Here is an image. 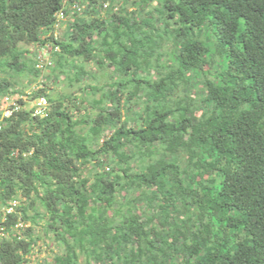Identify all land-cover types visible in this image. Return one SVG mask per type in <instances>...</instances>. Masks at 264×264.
<instances>
[{
	"label": "trees",
	"instance_id": "1",
	"mask_svg": "<svg viewBox=\"0 0 264 264\" xmlns=\"http://www.w3.org/2000/svg\"><path fill=\"white\" fill-rule=\"evenodd\" d=\"M114 2L0 0V100L26 98L0 109V264H41L38 219L51 264H264V0ZM44 45L77 92L16 89Z\"/></svg>",
	"mask_w": 264,
	"mask_h": 264
},
{
	"label": "rangeland",
	"instance_id": "2",
	"mask_svg": "<svg viewBox=\"0 0 264 264\" xmlns=\"http://www.w3.org/2000/svg\"><path fill=\"white\" fill-rule=\"evenodd\" d=\"M134 1L135 0H115V2L113 3V7L124 6L125 8H127L128 11H130L134 8V6L131 4ZM105 3H107V2L104 1L103 4H105ZM136 3H138V1H136ZM154 4H155L154 1L150 2V5H154ZM145 7H144V10H145ZM67 12H68V15H67L65 22L63 23V25L61 24V26H59L57 31L55 32V37L57 39H60V40L64 39V36L66 33L65 30L67 29V25L69 22H71V20L75 16V15H73V13L70 10H68ZM101 12H103V9H101ZM79 16H84V15L82 13H80ZM23 47L25 49H28V51L31 54L33 53V51H35L34 46L33 47L32 46H23ZM162 50H163V52H168L169 44L165 45L162 48ZM40 54L43 57H46V54H43V50H40ZM84 68L89 70L93 76L86 77L81 82V84H80L81 86H83L84 84H92V85L95 83L101 84L107 78L105 72L103 70L97 69L96 66L92 63H85ZM19 80H20L19 82H21V84L18 83L15 85L16 89L18 91H20L19 93H21V92L24 93V92L30 91L33 87H36L37 85H43L46 93H48L52 96L58 95V94H63V93L66 94L69 92L73 93L75 91L77 92V86H74L72 88L66 87L64 84L62 75L55 73L53 71L52 67H50V69H46V70L42 71L40 73V76L37 78V80L27 81L23 77L20 78ZM42 81H43V83H42ZM86 97L89 100L91 95L89 94ZM28 105H31V101L28 102ZM66 105L69 107L72 105V103L66 102ZM82 106H87V103L84 102L82 104ZM4 107H5V104H4V101L2 98L0 100V109H3ZM72 111H73L72 113L75 115H81L82 114V111H76V112L74 110H72ZM195 113L198 114L199 111H196ZM95 169H96V167L94 166V164L92 162H89V163L84 165V167L82 168V172L85 175L87 173L88 174L93 173ZM37 207L39 208V210L41 209L39 206H37ZM31 213H32V211H29V214H31ZM42 224H43V221L38 219L35 224L31 225L32 226V236L35 238V243L32 247L30 260L32 262H34V261L40 262L41 264L44 262L46 264H51L52 255L58 251V248L56 247V245L54 243H52L51 239H49L44 234ZM28 225L29 224H26L24 226L27 227Z\"/></svg>",
	"mask_w": 264,
	"mask_h": 264
},
{
	"label": "built area",
	"instance_id": "3",
	"mask_svg": "<svg viewBox=\"0 0 264 264\" xmlns=\"http://www.w3.org/2000/svg\"><path fill=\"white\" fill-rule=\"evenodd\" d=\"M73 8L79 9L77 5H73ZM66 16L64 15L63 11H58L55 14V23H54V32L53 35L55 37V32L57 31L58 27L61 26L60 21L65 20ZM40 50H43V54H46V57H43L40 52L37 55V64L36 67L39 68L41 71H43L45 68H50L52 66L51 61L49 60L48 56L50 53V49L47 48V45H44L41 47ZM40 85H37L36 87H33L32 89H37ZM28 93V92H27ZM19 98L24 99L25 96L21 97L18 96ZM17 95L11 96V97H3V101L5 104L4 109V115L7 113H10V111H15L19 108L18 104L16 103L17 100ZM47 106V101L44 98V96H39L37 98H34L31 100V105L30 107L33 109V115H39L43 116L45 114V107ZM17 201L13 200L9 202L6 206H0V237L3 235L1 233L3 226L1 223L5 220V216L11 212H13L14 208L17 205Z\"/></svg>",
	"mask_w": 264,
	"mask_h": 264
}]
</instances>
